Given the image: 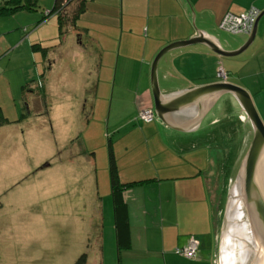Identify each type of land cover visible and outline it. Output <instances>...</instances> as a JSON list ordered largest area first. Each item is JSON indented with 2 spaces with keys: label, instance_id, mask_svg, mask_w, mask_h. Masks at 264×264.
I'll use <instances>...</instances> for the list:
<instances>
[{
  "label": "crops",
  "instance_id": "crops-1",
  "mask_svg": "<svg viewBox=\"0 0 264 264\" xmlns=\"http://www.w3.org/2000/svg\"><path fill=\"white\" fill-rule=\"evenodd\" d=\"M83 3L84 10L75 23L66 25L63 30H58L55 17L50 16L55 19L56 38L60 45L75 39L71 43L73 57L79 59L81 67L83 93L76 90L69 111L61 113L63 127L68 129L67 141L78 142V133L88 131L89 119L99 107L97 100L106 94L111 70L114 71L113 84L117 83L118 88L116 98L122 97L119 91L133 92V96L131 101L128 100L130 114L114 122V134L106 137L107 155L100 158V167L108 175L106 194L110 198V210L104 215L101 203L95 200L97 181L93 175L88 181L90 191L85 193L93 198L86 229L73 227L59 235H77L81 243H86V249L78 248L66 259L69 252L56 245L52 264H77L82 254H85L82 264H217L220 225L216 226L208 180L202 177L210 170L205 168L210 165L209 152L206 153L205 149L212 148L221 130L229 135L235 132V122L239 124L240 136H244L246 130L242 117L231 114L215 121L226 110L222 93L188 130L169 127L156 114L153 121L146 123L137 118V113L144 108L153 111L150 64L163 47L185 41L199 30L213 36L221 49L235 51L245 43L248 35L226 38L229 35L218 29L223 15L227 12L239 14L251 7L263 11L264 0H83ZM50 17L44 22L51 20ZM36 41L44 43L45 39ZM217 63H221L226 71L227 83L248 93L264 125V16L258 20L254 38L242 54L221 57L202 44L187 45L163 54L156 65L159 93L219 83ZM7 93V87L0 86V95L5 98ZM113 97L114 94L111 103ZM14 101L13 98L0 99V113L8 121L0 125V132L10 126L8 113L17 109ZM238 117L241 123L237 122ZM23 118L21 115L20 121ZM125 127L129 129L122 133ZM22 132L21 129L19 134ZM119 132L122 134L117 136ZM198 140H204V144ZM156 142L161 144L160 149H156ZM13 143L10 138L0 150V164L4 168L15 164L20 169L23 167L24 172L4 187L0 184V196L27 178L31 171L25 141L20 140L15 148ZM67 149L64 154L70 160L72 154L70 148ZM110 155L120 183L139 182L122 191L128 237L121 246L117 243L112 216ZM91 156L83 164L95 171L94 153ZM48 167L46 164L41 169ZM107 186L104 183V187ZM61 200L66 201L59 199L58 202ZM79 200L72 198L68 202L76 205ZM218 222L220 224V220ZM190 236L198 242V258L195 260L174 252L184 247ZM12 252L19 259L21 247Z\"/></svg>",
  "mask_w": 264,
  "mask_h": 264
},
{
  "label": "rangeland",
  "instance_id": "rangeland-1",
  "mask_svg": "<svg viewBox=\"0 0 264 264\" xmlns=\"http://www.w3.org/2000/svg\"><path fill=\"white\" fill-rule=\"evenodd\" d=\"M36 1L37 11L18 10L10 15H0V86L5 85L8 91L7 96L4 98L0 95V99L5 101L13 98L17 108L8 113L9 128L0 132V150L10 142V138L13 139L14 148L20 140L25 141L31 170L27 178L0 196V264H52L55 252L53 247L56 245L69 252L66 259L78 248L85 251L86 243H81L77 235H59L61 231L72 230L73 227L76 230L86 229L87 218L93 208L90 201L93 198L85 193L90 191L88 181L93 175L97 181L95 200L101 203L104 215L110 210V198L106 194L109 188V181L106 182L108 175L100 167V158L107 155L106 137L114 134V122L130 114L128 100L131 101L133 96V92L119 91L122 97L116 98L118 88L117 83L113 84L114 71L111 70L106 94L97 100L99 107L93 118L89 119L88 131L78 133V142L67 141L68 129L63 127L61 113L69 111L76 90L83 93L80 87V62L73 57L71 44L75 39L70 43L66 40V43L60 45L53 17L36 26V18H40L41 12L49 10L53 0ZM233 36L236 35L225 37ZM42 38L45 39L44 43L38 44L36 40ZM34 44L49 48L42 55L41 51L32 50ZM59 53L64 55L60 56ZM112 94L114 97L111 103ZM21 115L24 118L20 121ZM237 122L241 123L242 120L238 117ZM13 123L16 125H11ZM234 125L235 132L229 135L221 130L212 148L205 149L206 153L209 152L210 163L205 168L210 170L202 174V177L208 180L216 226H222V201L228 178L241 150L247 144V135L240 136L237 131L239 124L235 122ZM21 129L23 132L19 134ZM128 129L125 127L122 133ZM122 133L119 132L117 136ZM48 143L50 146H47ZM156 143V149H160L161 144ZM199 143L204 144V140ZM66 147L70 148L72 154L70 160L64 154L68 152ZM92 153L95 155L93 160H96V172L83 164L87 158H92ZM207 160L205 157V162ZM46 164L49 167L41 169ZM23 172L24 168L20 169L15 164L5 168L0 164V184L4 187ZM104 183L108 186L104 187ZM72 198L80 200L76 205L70 204L68 201ZM59 199L66 201L58 202ZM19 247L21 255L18 259L12 251ZM43 247L50 250H44Z\"/></svg>",
  "mask_w": 264,
  "mask_h": 264
},
{
  "label": "water",
  "instance_id": "water-1",
  "mask_svg": "<svg viewBox=\"0 0 264 264\" xmlns=\"http://www.w3.org/2000/svg\"><path fill=\"white\" fill-rule=\"evenodd\" d=\"M262 16L264 10L256 16L245 43L235 51L221 49L213 36L196 30V35L191 38L163 47L150 64L153 112L167 126L191 129L220 93L226 110L215 121L231 114L240 115L244 121L247 144L241 150L226 185L217 264H264V125L248 93L227 82L160 94L156 84V65L166 52L191 44H202L221 57L236 56L252 42Z\"/></svg>",
  "mask_w": 264,
  "mask_h": 264
},
{
  "label": "trees",
  "instance_id": "trees-1",
  "mask_svg": "<svg viewBox=\"0 0 264 264\" xmlns=\"http://www.w3.org/2000/svg\"><path fill=\"white\" fill-rule=\"evenodd\" d=\"M36 0H0V15H10L14 11H37ZM84 10L83 0H53V3L49 10L40 13V18L35 20L36 26L44 22L50 16L55 17L58 30H63L66 25L71 26L75 23L78 15ZM32 50H39L44 55L46 48L39 46L38 44L32 45ZM39 84V83H38ZM39 86V85H38ZM22 90H25L22 87ZM8 122L5 117L0 113V125ZM110 185H111V204H112V216L114 220V229L116 233V239L119 246L123 245L128 237V222L125 202L122 197V191L129 186L139 184V182L120 183L113 158L110 155ZM141 182V181H140ZM175 252V250H174ZM198 258V248L197 256ZM85 260V254H82L77 259V264H82Z\"/></svg>",
  "mask_w": 264,
  "mask_h": 264
},
{
  "label": "built area",
  "instance_id": "built-area-1",
  "mask_svg": "<svg viewBox=\"0 0 264 264\" xmlns=\"http://www.w3.org/2000/svg\"><path fill=\"white\" fill-rule=\"evenodd\" d=\"M258 13L259 11L252 7L239 14L227 12L223 15L218 25V29L229 35H249ZM216 77L220 82L226 83L227 81L228 76L221 63H217L216 65ZM137 118L148 123L154 120L155 113L151 109L144 108L137 113ZM197 248V240L195 237L190 236L187 244L184 247L175 249V253L182 255L187 259H194L197 256Z\"/></svg>",
  "mask_w": 264,
  "mask_h": 264
}]
</instances>
